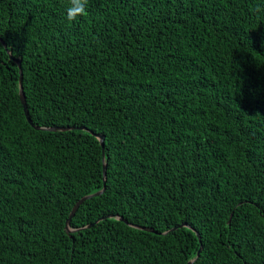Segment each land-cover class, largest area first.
<instances>
[{"label":"trees","instance_id":"1","mask_svg":"<svg viewBox=\"0 0 264 264\" xmlns=\"http://www.w3.org/2000/svg\"><path fill=\"white\" fill-rule=\"evenodd\" d=\"M67 5L0 0V264H264V0Z\"/></svg>","mask_w":264,"mask_h":264},{"label":"water","instance_id":"2","mask_svg":"<svg viewBox=\"0 0 264 264\" xmlns=\"http://www.w3.org/2000/svg\"><path fill=\"white\" fill-rule=\"evenodd\" d=\"M4 47H6V46L4 45ZM9 58L12 59L18 65V68H19V86H20V88H19V98H20V101H21V104H22V107H23V110H24V114L26 116V119H27V121L30 124H32V121H31L30 116H29V113H28V108H27L25 96H24V93L22 91V86H21L22 85L21 59L20 58L13 57L10 52H9ZM35 128H40V127L35 126ZM75 128L85 129L84 127H74V126H55V127L41 128V129H47V130H51V131H56V130L65 131V130H70V129H75ZM91 133L99 140L100 145L102 147V155H103V158H102V160H103V163H102V175H103L102 181H103V186H102V188L100 190H98V191H96L94 193H91V194H88V195H85V196L81 197L72 206L71 211H70V213H69V215H68V217H67V219L65 221V229H66L67 232L74 231V230H79V229H83L85 227H90L92 225V223H91V224H88L85 227H82V228H79V229H71L69 227V223H70L71 218L74 216L75 212L77 211L78 207L83 203V201H85L86 199H88L90 197L100 195L101 193H103V191L105 189V183H106V163H105V160H104V136L101 135V134H98V133H94V132H91ZM113 216L114 215H108V217H113ZM114 217H116V219H118V220H121V221L126 222L128 225H130V226H132L134 228L141 229V230L148 231V232L157 233V234H165V233H167L169 231H172V230H175V229H177L179 227H188V228L192 229L193 231H195L190 225H188L187 223L183 222V223H181V224H179L177 226L172 227L171 229H169L167 231L157 232L153 228H150V227H147V226H140V225L128 223L121 216H114ZM103 218H105V217H100V218L96 219L94 223H97L99 220H101ZM229 220H228V222H229ZM195 233H196L197 238H198V241L200 243V235L196 231H195ZM201 249H202V245L200 243L199 248H198V250L196 252V256L193 259H191L190 261H188V264H192V262L195 261L198 258Z\"/></svg>","mask_w":264,"mask_h":264},{"label":"clouds","instance_id":"3","mask_svg":"<svg viewBox=\"0 0 264 264\" xmlns=\"http://www.w3.org/2000/svg\"><path fill=\"white\" fill-rule=\"evenodd\" d=\"M89 0H68L66 18L69 22L76 21L81 16L88 14Z\"/></svg>","mask_w":264,"mask_h":264}]
</instances>
